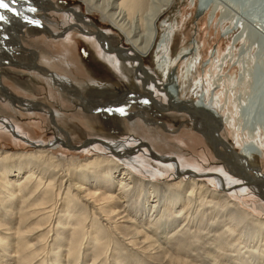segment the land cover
<instances>
[{
    "label": "bare ground",
    "instance_id": "obj_1",
    "mask_svg": "<svg viewBox=\"0 0 264 264\" xmlns=\"http://www.w3.org/2000/svg\"><path fill=\"white\" fill-rule=\"evenodd\" d=\"M74 1L84 9H58L52 0H18L16 4L6 0L16 13L0 8V15L6 17L0 20V79L1 67L10 62L13 47L25 50L22 36L34 24L45 22L43 14L37 12L47 8L43 4H50L81 23V33L89 40L96 34L88 27L98 29L102 56L127 79L134 77L142 89L135 92L140 99L159 111L188 113L197 131L200 124L207 127V138L217 157L229 165L233 175L221 170L199 173L182 168L179 158L156 153L151 143L135 138L88 139V145L84 143L77 150L103 146L90 156L57 153L61 145L71 147L70 140L67 143L59 137L51 144L42 142L32 148L12 150L0 146V264H264V217L245 201H236L232 194L235 189H250L264 204V175L253 165L264 155V119L257 126L248 119L243 124L239 108L247 97L235 96L234 89L233 94L223 90L221 78L212 83L198 79L199 52L178 73L175 67L180 57L171 54L176 23L162 21L175 0ZM33 8L36 10L31 11ZM101 24L119 34L121 46L110 39ZM70 28L64 31L65 41L73 39ZM153 53L157 65L151 68L146 60ZM35 68L49 84L76 94L87 107H93L94 101L77 93L69 75L62 77L40 65ZM4 89L9 106L29 111L38 106L37 101ZM141 92L148 93L152 103ZM259 93L256 101L260 95L264 98V88ZM125 94L100 103L101 110L166 127L164 122H152L145 111H129L130 99L123 100ZM0 99L6 101L2 94ZM118 108L123 111H116ZM1 116L0 125L19 137L15 124L6 123ZM226 127L240 151L232 145L233 150L224 147L226 141L220 131ZM133 142L137 145L131 146ZM144 149L154 161L151 168L161 174L173 169L172 179L151 180L146 175L152 173L136 172L133 163L140 157L136 154ZM207 178L212 179L213 186Z\"/></svg>",
    "mask_w": 264,
    "mask_h": 264
},
{
    "label": "rangeland",
    "instance_id": "obj_2",
    "mask_svg": "<svg viewBox=\"0 0 264 264\" xmlns=\"http://www.w3.org/2000/svg\"><path fill=\"white\" fill-rule=\"evenodd\" d=\"M52 1L58 9H65L68 6H75L79 10L84 9L83 5L80 7L74 0ZM49 6L50 4H43V7L47 8L40 9L37 14H43L42 19L48 23L54 21L56 32L60 31V28L68 27L72 22H75L65 13H59L54 9L47 13L45 10L50 9L51 6ZM94 20L99 22L98 17L94 16ZM162 21L171 24L176 23L171 42V54L173 58L180 57L179 63L175 67H178V73L189 64L187 61L199 52L201 62L198 79L203 78L204 81L206 80L209 83L218 78L223 79V90H231L233 94L232 89H234L235 96L245 95L248 99L239 108L240 114L243 116V124H246L247 119L251 120L252 126H257V122L261 124L264 119V98L262 99V95L258 97L257 101L255 98L257 92L259 95V91L264 88V0H175L168 13L164 14ZM101 26V29L107 30L110 39L115 40L116 44L121 46L119 34L107 25L101 24ZM93 28L95 29V27H92V30ZM159 29L162 30V28ZM28 30L24 41L26 48L39 53L41 65L50 69L51 65L59 71L62 77L69 75L74 80V84L80 93L85 98L94 101L92 103L93 107H87L86 102L83 103L76 98L75 93L73 95L70 91L62 88L58 90L53 84H49L48 80L47 83L44 78L33 72L23 71L30 75L24 76L26 84H20L17 79L20 73L15 72L12 76L13 81H10V84L16 88L14 90L22 94L27 93L28 95H25L26 99L37 100L38 104L36 105L38 106L34 111L26 110L23 106V108L9 106V98L5 97L3 92H0V95L2 94L6 100L5 102H7L6 104L4 100L0 99V114L3 115L1 117L7 119H5L6 123L15 124L16 129L20 130L19 137H17V133L15 135L12 131H6L0 125L1 147L12 150L32 148L31 146L42 142L51 144L56 137H59L67 143L70 140L69 145L71 147L61 145L60 148L55 150L57 153L90 156L96 151L100 152L103 146H96V150H77V147L88 142V139L130 141V139L135 138L138 140L137 142L151 143L156 153L179 158L182 168L199 170V173L200 171L218 172L221 170L223 173L233 175L230 172L229 165L217 157L212 143L207 138V127L201 126L202 124L197 125L199 132L194 129V122L186 112L180 113L175 110L164 113L156 110L143 99H130L133 95L128 94V91H142L137 87V81L134 77L127 79L122 75L121 70L115 69L111 63H108L102 56L103 51L99 44L83 36L78 28L71 30L73 34L71 41H65L61 37L54 39L53 35L43 27L37 28L34 26ZM38 30H42L45 34L40 33ZM46 34L51 38L47 37ZM79 38H83V40L80 41ZM77 48L78 53L93 52L106 62L109 66V72H93L94 76L101 77L102 81H93V79L90 81V78H87L89 74L83 69L85 64L79 61L76 62L77 66L76 63L75 65L65 63V56L62 53H71V50L77 51ZM17 49L21 51L22 48L17 47ZM17 56L19 63L27 60L25 52H17ZM21 57L25 58L20 59ZM156 61L153 53L146 60V65L148 64V67L154 68L157 65ZM221 64H223V67L220 68ZM7 68V66L1 67L2 74H10L9 70H6ZM163 82L168 83L169 81L164 80ZM6 88L8 93H14L10 92L8 87ZM52 88L58 90L60 94ZM125 93L127 95L123 97V100L130 99L127 102L129 111H145L152 122H164L166 127L157 123L146 124L139 117L129 120L124 116L119 117L117 114H108L101 110L100 103L116 100ZM142 94L149 96L146 92ZM160 95L163 96L162 101L166 102L167 99L164 95L161 93ZM190 95L182 97L187 98ZM51 110H54L52 112L56 114L53 115L54 117L51 115L53 114ZM201 132L206 134L204 135ZM220 134L228 144L240 151L241 148L236 145L233 133L229 128H223ZM240 139H243V137H240ZM136 145V142L131 143V146ZM220 149L226 152L223 146H220ZM145 153H148L147 149L136 154V156H140L133 163L137 166H134L136 172L143 173V175H146L144 171L152 173L153 176L146 175V178L151 180L172 179L173 169L170 170V168L165 167L168 170H164L163 174L159 173L158 170L151 168L154 161L147 157ZM253 165L259 167L261 174L264 175V155ZM206 181L209 185H214L212 179L207 178ZM232 192L236 201H245L254 208V211L264 217V204L252 190L248 189L242 192L235 189Z\"/></svg>",
    "mask_w": 264,
    "mask_h": 264
},
{
    "label": "flooded vegetation",
    "instance_id": "obj_3",
    "mask_svg": "<svg viewBox=\"0 0 264 264\" xmlns=\"http://www.w3.org/2000/svg\"><path fill=\"white\" fill-rule=\"evenodd\" d=\"M68 7H72V6H68ZM67 8V7H66ZM54 8L53 7H51L50 8V10L52 11ZM49 10V11H50ZM48 10L46 11L47 13L49 12ZM54 11H56V10H54ZM71 19V18H70ZM72 21H74L75 20V22H72V26L70 25L69 27H71L70 28V32H71V30H73V29H75V28H78L79 29V31L80 32H82L80 29L83 27L82 26V24L81 23H79V22H77V20L76 19H71ZM88 23H92V21L93 20H91V19H88V20H86ZM91 21V22H90ZM47 23V24H46ZM75 23V24H74ZM74 24V25H73ZM79 24V25H78ZM56 24H55V22L54 21H51L50 23H48V22H44L42 25L41 24H34L32 27H34V26H36L37 28L38 27H43V28H46L52 35H53V38L54 39H58L59 37H61V39H63V40H65V38H66V34H64V29L65 28H67V27H64V28H60L59 30L60 31H58V32H56L55 30H54V26H55ZM48 26V27H47ZM92 27H94V26H92ZM92 27H88L89 28V30H91L94 34H96V35H94L95 36V38H92V40L91 41H96L98 44H99V46L101 45V43L99 42L100 40L98 39V37H97V35L99 34L98 33V29H94L93 28V30H92ZM31 29V28H30ZM52 30V31H51ZM38 31H40V33H44L42 30H38ZM95 31V32H94ZM102 31V30H101ZM104 31V30H103ZM104 32H106V31H104ZM45 34V33H44ZM47 35V34H46ZM26 37L27 36H25L23 39H22V45L25 47V50H22L21 49V51H19V49H17V46H14L13 47V52H12V54H11V57H10V59H9V63L7 64V69L6 70H12L13 69V71L14 72H18V73H21V72H23V71H26V72H32L33 71V73H36L37 72V70H36V68H35V65H37V66H39L40 65V67H42L43 69H47V70H49L50 72H52V73H56V74H60L59 73V71L57 70V69H54L51 65H50V67H51V69L50 68H48V67H46V66H44V65H41L42 63L40 62V55H39V53L38 52H36V51H31L29 48H26V46H25V44H24V41H25V39H26ZM47 37H49V38H51V36H48L47 35ZM55 37H57V38H55ZM87 38V37H86ZM80 39V41L81 40H83V38H79ZM78 39V40H79ZM49 42V41H48ZM49 43H51V42H49ZM92 47H93V45H92ZM101 47V46H100ZM94 48V47H93ZM29 49V50H28ZM75 49V48H74ZM17 52H19V53H24L25 52V54H26V56H27V60H25L23 63H21L20 65H17L16 63L17 62H19V58H18V56H17ZM68 54V55H67ZM62 55L63 56H65L64 57V59H66L65 61V63L67 64V65H70V64H74L75 65V63L77 62V61H79V62H81V63H83V64H85V66H83V69H84V71L85 72H87V74H89L88 75V77L87 78H90V81H91V79H96V80H100V81H102L103 79H101V77H96V75L94 76V74H93V72H109L108 70V67L109 66H107V64H106V62L101 58V57H99L97 54L95 55V54H93V52H91V53H89V52H79L78 53V48H77V51H75L74 50V54H71V53H66V52H63L62 53ZM71 55V56H70ZM78 57H76V56ZM15 56V57H14ZM67 56H68V58H67ZM14 59V60H13ZM46 59V58H45ZM76 59V60H75ZM28 63V64H27ZM109 63V62H108ZM34 64V65H33ZM82 64V65H83ZM10 65V66H9ZM28 65V66H27ZM76 66H77V63H76ZM19 67V68H18ZM79 67V66H78ZM77 67V68H78ZM21 68V69H20ZM25 68V69H24ZM79 69V68H78ZM82 69V68H81ZM22 70V71H21ZM89 72H88V71ZM39 72V71H38ZM38 74V73H37ZM61 75V74H60ZM98 75V74H97ZM101 75V74H100ZM65 76H68V75H65ZM2 81V80H1ZM74 81V80H73ZM3 85V84H2ZM3 87L5 88V86L3 85ZM0 92H4L3 91V89L0 87ZM78 92H80L79 90H78V88H77V93ZM142 93V92H141ZM78 94H81V93H78ZM82 95V94H81Z\"/></svg>",
    "mask_w": 264,
    "mask_h": 264
},
{
    "label": "crops",
    "instance_id": "obj_4",
    "mask_svg": "<svg viewBox=\"0 0 264 264\" xmlns=\"http://www.w3.org/2000/svg\"><path fill=\"white\" fill-rule=\"evenodd\" d=\"M25 57H21L20 59H24ZM10 74H8V73H6V74H3V76H2V81H1V84H3L5 87H8L9 89H10V91L11 92H14L16 95H18V96H20V97H23V98H27V97H25V95H28L27 93L26 94H22V93H20V92H18V91H15L16 90V88L13 86V85H11L10 84V81H13V79H12V76H13V73H15L13 70H9L8 71ZM20 76H17V79H18V82L20 83V84H26L25 83V79H24V76H29L30 74H27L26 72H21L20 74H19ZM3 85L1 86L0 85V87L3 89V93H7L6 92V90L4 89V87H3ZM13 87V88H12ZM15 89V90H14ZM1 96V95H0ZM29 99H32V98H29ZM33 101H34V99H32ZM35 101H37V100H35ZM11 110V109H10ZM12 112V111H11ZM18 113V112H17Z\"/></svg>",
    "mask_w": 264,
    "mask_h": 264
},
{
    "label": "snow or ice",
    "instance_id": "obj_5",
    "mask_svg": "<svg viewBox=\"0 0 264 264\" xmlns=\"http://www.w3.org/2000/svg\"><path fill=\"white\" fill-rule=\"evenodd\" d=\"M11 3L12 4H16V3H18V0H11ZM0 8H2V9H8V10H10V11H12L13 13H16V9L15 8H10V5H9V3H7L6 2V0H0ZM31 11H35L36 9H30ZM6 19V17L5 16H3V15H0V20H5ZM116 111H123V109L122 108H118V109H116Z\"/></svg>",
    "mask_w": 264,
    "mask_h": 264
},
{
    "label": "water",
    "instance_id": "obj_6",
    "mask_svg": "<svg viewBox=\"0 0 264 264\" xmlns=\"http://www.w3.org/2000/svg\"><path fill=\"white\" fill-rule=\"evenodd\" d=\"M142 87H143V84H142ZM145 89V88H144ZM128 94H132V95H134V96H131L132 98H130V99H135V100H138V94L137 93H135V92H131V91H129L128 92ZM125 95H127V93L125 94ZM143 96H145V97H147V95H145V94H142ZM149 97V96H148ZM147 97V98H148ZM146 98V99H147ZM129 100V99H128ZM128 100H126V102L128 101ZM148 100H149V98H148ZM151 103H152V100H149ZM165 111H167V110H160V112H165ZM197 128V127H196ZM202 133V132H201ZM203 134V133H202ZM226 143V146H224V147H226V148H228L229 150H233V148H232V146L231 145H229L228 143H227V141L225 142ZM75 147H77V146H75Z\"/></svg>",
    "mask_w": 264,
    "mask_h": 264
}]
</instances>
